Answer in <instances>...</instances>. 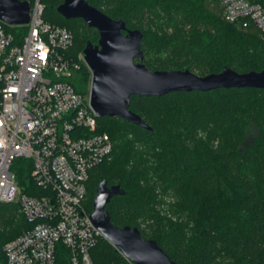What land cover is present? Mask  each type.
<instances>
[{
    "label": "trees",
    "instance_id": "obj_1",
    "mask_svg": "<svg viewBox=\"0 0 264 264\" xmlns=\"http://www.w3.org/2000/svg\"><path fill=\"white\" fill-rule=\"evenodd\" d=\"M62 1L41 0L43 18L72 31L74 42L68 52L77 56L88 42L94 43L95 36L89 37L86 31L97 37L99 31L82 18L63 17L57 11ZM88 1L110 17L124 19L128 28L142 30L145 63L147 52L165 46L188 56L190 68L204 62L210 73L220 72L225 66L238 72L264 67V32L227 21L219 0ZM6 27L17 41L27 33L25 25ZM156 60L157 64L146 65L163 70L174 63ZM81 64L71 81L78 91L86 93L91 72L84 62ZM175 66L183 68L179 63ZM130 109L151 129L119 116L98 118L113 140V152L115 143L118 151L110 164L106 166V159L90 172L85 201L89 211L93 210L96 188L105 179L109 186L119 184L125 190L106 205L112 222L138 228L131 222L130 211L148 206L154 209L159 202L158 191L169 189L179 206L189 210L200 225L188 244L194 256L187 261L166 251L160 238L152 235L171 259L180 264H264V88L221 87L172 91L161 96L132 95ZM118 122L124 129L121 132L115 131ZM250 124L260 131L251 144L242 148ZM124 135H131L155 154L149 170L153 180L143 170L144 163L132 151V144L122 139ZM24 219L17 204L0 203V264H5L3 245L27 226ZM91 255L98 264L122 258L106 238L98 240Z\"/></svg>",
    "mask_w": 264,
    "mask_h": 264
},
{
    "label": "built area",
    "instance_id": "obj_2",
    "mask_svg": "<svg viewBox=\"0 0 264 264\" xmlns=\"http://www.w3.org/2000/svg\"><path fill=\"white\" fill-rule=\"evenodd\" d=\"M30 1L21 41L0 20V203L17 204L28 223L3 245L5 264H98L91 249L105 237L85 203L87 182L113 140L90 86L83 93L71 81L86 64L83 52H68L72 31L46 21L41 0ZM219 2L227 21L264 32V0ZM120 254L107 264H137Z\"/></svg>",
    "mask_w": 264,
    "mask_h": 264
},
{
    "label": "water",
    "instance_id": "obj_3",
    "mask_svg": "<svg viewBox=\"0 0 264 264\" xmlns=\"http://www.w3.org/2000/svg\"><path fill=\"white\" fill-rule=\"evenodd\" d=\"M57 11L66 19L82 18L99 31L98 43L88 42L83 50L91 72V104L99 118L119 116L141 127H151L130 109L132 95L161 96L172 91H209L217 88H264L260 71L238 72L225 66L220 72L199 75L189 68L150 69L141 48L143 32L128 28L124 19H114L88 0H63ZM0 20L8 25H26L31 20L30 0H0ZM137 59V60H136ZM119 184L102 180L93 200L90 218L103 236L123 255L137 264H180L153 238L139 228L115 225L106 208L111 198L124 194Z\"/></svg>",
    "mask_w": 264,
    "mask_h": 264
},
{
    "label": "rangeland",
    "instance_id": "obj_4",
    "mask_svg": "<svg viewBox=\"0 0 264 264\" xmlns=\"http://www.w3.org/2000/svg\"><path fill=\"white\" fill-rule=\"evenodd\" d=\"M86 34H88L89 37L94 35L95 39L93 44L98 43L99 35L97 37L95 33L91 31H86ZM156 58L162 59L164 61L166 60L168 62L174 61V63H170L171 66L169 65V68L167 69H178L175 65L179 63L183 65L182 69L189 68L194 73L199 75H207L210 73L208 65H205L204 62L200 61L198 62L199 65H197V67L190 68L188 66V56H182L180 54L171 52L170 48L166 49L165 46H163V48L160 50H152L151 52L146 53V63L148 65L157 64L158 61ZM156 69L161 70L160 68ZM119 123L120 122H118V125H115V131L117 130L118 132H121L123 127H121ZM259 131V127H257L255 124H250L242 148L251 144L258 135ZM122 139L125 140V142H130V144H132V151L137 154L141 164L144 163L142 165L143 170L149 172V170L152 169V163L154 162L155 157V154L151 152V149L141 147V144L137 142V140L134 141V137L131 135H124ZM123 144L124 143H121L120 146H123ZM116 150L118 151V147L116 148L115 143V150L110 155V157L107 158L106 166L113 161L114 157L116 156ZM149 178L151 180L154 179L151 172H149ZM115 179L118 180V177H115ZM158 200V205L154 209H150L148 206L146 208L134 211L131 210L129 213L132 219L131 222L133 225L138 226V228L142 230L144 237L152 238V235H157L163 242L166 251L175 255L179 260L187 261L189 257L194 256L192 255L193 253L188 250V244L193 238L195 229L198 230L200 225L198 222L195 223L194 218L192 217L189 210L179 206L178 200L172 190L160 189V191H158ZM121 214L125 216V211H121ZM224 264L229 263L225 262Z\"/></svg>",
    "mask_w": 264,
    "mask_h": 264
}]
</instances>
